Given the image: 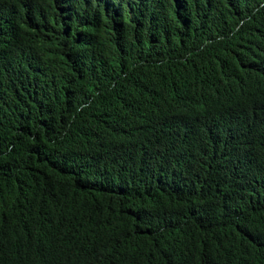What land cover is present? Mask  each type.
<instances>
[{"label":"trees","instance_id":"trees-1","mask_svg":"<svg viewBox=\"0 0 264 264\" xmlns=\"http://www.w3.org/2000/svg\"><path fill=\"white\" fill-rule=\"evenodd\" d=\"M0 264H264V0H0Z\"/></svg>","mask_w":264,"mask_h":264}]
</instances>
